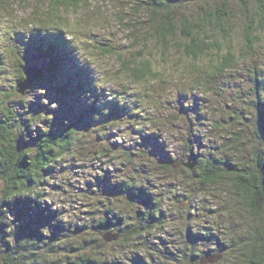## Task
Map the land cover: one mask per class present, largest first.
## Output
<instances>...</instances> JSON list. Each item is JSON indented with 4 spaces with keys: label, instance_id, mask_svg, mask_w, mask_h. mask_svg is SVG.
Returning <instances> with one entry per match:
<instances>
[{
    "label": "trees",
    "instance_id": "16d2710c",
    "mask_svg": "<svg viewBox=\"0 0 264 264\" xmlns=\"http://www.w3.org/2000/svg\"><path fill=\"white\" fill-rule=\"evenodd\" d=\"M15 1L0 0V5L9 8ZM102 1L128 4L134 16L128 36L131 46L138 48L120 51L98 46L117 61L114 79L99 77L80 56L82 44L77 37L82 31L76 25L90 22L86 14L94 0H45L29 18L32 22L24 21L27 34L21 32L20 38L0 49V87L11 78L10 71L14 77L0 99V264H203V257L216 254L220 258L215 264H264V0ZM71 16L79 18L73 21ZM175 53L190 62L185 72L190 76L184 80L167 75L161 67L171 63L170 55ZM245 62L248 77L239 86L223 83L224 78H234ZM29 64L44 71L38 81L46 80L48 87L34 95L37 100L27 101L16 84ZM217 76L222 79L216 83L222 98L245 105L235 109L245 129L221 143L224 152L211 148L199 155L193 148L198 137L191 135L187 162L183 154L169 155L160 136L151 131L137 135L141 141L135 139L128 146L115 148L110 142L95 146L99 144L95 138L104 140L105 130L124 122L136 123L135 132L142 134L141 126L151 119L147 90L158 96L176 82L180 114L189 121L195 114L197 123L202 122L207 107L195 91L211 92V80ZM31 89L40 88L30 85L26 92ZM245 90L250 96L244 95ZM236 93L238 98H232ZM164 121L162 126L168 129ZM90 146L93 152L110 157L118 152L127 163L133 162L134 155L141 161L152 150L161 157L153 158L154 166L141 163L142 171L150 174L155 167L168 178H178V172L184 171L188 180H196L195 190L227 186L245 215L238 213L241 221L236 228L233 211H223L211 215L215 221L202 220L200 229L192 232L185 227L190 222L179 214L186 209L191 221L198 220L190 212H195L196 204L204 205L191 195L183 200L185 190L175 192V198L181 197L175 201L184 205L181 210L178 207L179 218L173 223L182 224L175 231L177 237L158 238L151 246L149 240L172 223L163 210L164 196L154 190L151 179L138 182L124 174L110 181L105 172L95 178V188L86 190L93 196L79 194L90 199L84 221L61 222L60 211L42 201L44 190L40 189L45 185L60 188L49 184L50 179L74 165L65 167L62 162L85 158ZM174 160L192 167L173 166ZM108 233L116 238L105 240ZM140 245L144 258L135 255L125 262L130 247Z\"/></svg>",
    "mask_w": 264,
    "mask_h": 264
},
{
    "label": "rangeland",
    "instance_id": "374dc122",
    "mask_svg": "<svg viewBox=\"0 0 264 264\" xmlns=\"http://www.w3.org/2000/svg\"><path fill=\"white\" fill-rule=\"evenodd\" d=\"M40 4L45 5V0H16L15 3L9 8H4L2 5H0L2 7H0V49H3L2 45H6L8 47L15 37L20 38L21 32L25 35L27 34L26 29L24 28L25 23L27 22L24 21L27 20L32 22L29 18ZM131 10L132 9L130 5L128 4L122 5L120 2L115 1L94 0L92 6L89 8V12L86 14L87 17L91 18L90 22H84V24L80 25L75 24L77 29L82 31L77 37V39L81 41L80 44H82L79 50L81 51L80 56L86 61L87 64L91 65L92 69H95L99 77L102 76L107 78L108 76H112L114 79V71L117 70L118 64L112 55L103 54L100 52L98 50V46H114L120 51L138 48V45H136V47L131 46L133 41L128 36V24L132 20V17L134 18V16L131 15ZM76 18L79 17L71 16L70 19L76 21ZM170 56L171 60H173L171 63H164V66H161L164 68L163 71H165L167 75H171V77L177 75V78L180 80H184L186 76H190L189 73H185L190 70L189 60L184 56H180L179 53H175ZM261 57H264V53L261 55ZM11 65L13 64L9 63V66ZM34 65L38 66L37 64ZM240 68L241 71L237 70V72H234V78H232V76L224 78L223 83L227 85L229 84L234 88L237 87V85L239 86L241 81L244 80L245 77H248L247 62L243 63L242 67ZM11 73L12 72L10 71V77L12 78ZM11 78H7V82L2 84L0 87V99L3 98L1 95L3 90H7L8 87L12 86L14 81H11ZM122 81L126 80L123 78ZM211 81L214 82V84H210L212 87V93H204V90L198 89L195 91V93L198 94V97H202L205 100L204 103L207 107V113L205 114L204 120H202V122L197 123L198 121L195 119V116H193L195 114L191 115L192 120L190 121L188 120L187 116L180 114V111L178 110L180 104L179 101L176 100V95L179 94V88L176 82V84L173 85L174 89L170 84V91L169 89L165 92L161 91L158 96H156V93H152L147 90V93L149 94V100L151 97V110L149 111V117H151V119L146 121L149 124L144 123L143 126H141V128L144 130L142 134L135 132V130H137L136 123L129 125L124 122L121 125H114L111 128L105 130L104 132L107 134L104 140L95 138V142L99 143L95 144V146L99 148L100 142H104V144H108V142H110L116 146L115 148L119 147L117 145L128 146L130 143L133 144L135 139L138 140V137L140 138V136L137 135H146V133L151 131L155 135L160 136V142L164 145L165 149L169 151V155L173 157H181L180 155L183 154V159L187 160V143L189 144L190 137L193 138L191 135H197L198 137V139L194 140L195 142L193 148L194 151H196L195 149H198L199 155L203 150L213 151L211 148H214L213 152L222 151V142H229L230 136L234 135L235 131L245 129L243 122L241 123L240 119H236L235 113V111H237L235 109H242L245 107V105L243 102L234 100L232 101L231 99H227V97H225V99L222 98L224 94H221L220 89L216 87L218 86L216 83L218 81H222L220 76L214 77ZM180 84L181 83H179V85ZM31 85H35V88L40 89L33 90V88L31 91L25 92L23 95H21L27 101L30 99L37 100V98H33L34 95L41 93L43 91L42 89H47L48 87L46 80L35 81ZM175 88L178 89L175 91ZM28 89H30V86L27 88V90ZM247 92V90L244 91V95L246 97L250 96L246 94ZM18 95L20 96V94ZM233 97L238 98V94H234L232 98ZM46 101L48 100L46 99ZM230 112L231 116L229 115ZM0 115H3L1 110ZM164 120H166L168 129L162 126V123L165 122ZM150 121L154 122L150 123ZM92 135H95V133ZM199 135H202V137ZM242 135H244L243 132ZM138 141L140 142L141 140ZM191 142L193 143V140ZM89 149L90 152L85 158L81 156L74 158L71 157L66 158L62 162L61 165H66L65 167H67L69 164L74 165L70 169L64 168V170L56 175V179H50L49 184H58L61 186L60 188H52L50 185H45L42 186V188L45 189H40V191L44 190L45 199L42 201H46V203H48L51 208L58 209L60 211L61 222L84 221L86 209L89 207V205H86V203L90 199L87 197L81 198L79 194L93 196L91 193H87L86 190L95 188V178L97 179L98 176L104 174L105 172H108L110 181L116 180L124 174L132 176L138 182H141L146 178L151 179L149 181L153 183L152 187L154 190L158 191V193H162V197L164 196L163 210L167 213L169 218H173L172 223L165 226L162 233L157 234L149 240L151 241V246L158 243V238L168 241L169 239H175L177 237L176 232L179 229L178 226L182 224L178 223L175 225L173 223L176 221L175 219L179 218L176 217L178 207L181 210L184 205L175 201L177 198L181 199L180 196L175 198V192H181L185 190L186 193L183 200L187 201L188 197H190L187 195H191L192 199L195 198L204 205L202 208L200 205L196 204L195 212H190L191 217L194 216L193 218H198V220L191 221L189 219L190 217H187L188 213L186 209L183 215L179 214V216H183L184 219L190 222L185 225V227L187 230L190 229L192 232L193 230L197 231L200 229L199 224H201L200 222H202V220L205 221L208 219L209 221H215L216 218L214 216L211 217V215L220 212L222 213L223 211H227L228 213L233 211L232 213L236 215L234 216V222L237 223L236 228H238V225L241 221L238 213L245 215L244 211L240 210L239 208L240 205L238 204L237 197H234V194L230 192L227 186H223L226 188H220V190L218 188H211L209 190H204L201 188L199 190H195L196 180H188L184 171L178 172V178H168V176L165 175L166 173L158 171V169L155 167L152 169V171H150V174L142 171V166H140L141 163L147 164L146 162H148L151 164V166H154L155 163L153 158L156 157L157 159L161 157L160 155L155 154L152 150H149L150 155L147 154L146 157H144V159L141 161H138L134 155L133 162L127 163L126 160L123 159V156L118 152H115L117 153L115 156L110 157L109 154L101 155L97 151L93 152V146H90ZM187 162L190 161L187 160ZM156 175L159 177L155 178L154 176ZM86 182L91 183L89 186H87ZM219 191L221 192L220 195L216 194L219 193ZM215 195L219 196L217 197L218 199H216ZM106 197L107 195L104 196L105 199ZM104 202L107 204V201ZM232 223L231 225L234 224ZM183 237L185 239V235ZM140 247L143 246L140 245L137 247H130V250L126 252L128 256L125 262L129 263L128 261L135 255L144 258L145 253L143 254V252L139 249Z\"/></svg>",
    "mask_w": 264,
    "mask_h": 264
},
{
    "label": "water",
    "instance_id": "95a60500",
    "mask_svg": "<svg viewBox=\"0 0 264 264\" xmlns=\"http://www.w3.org/2000/svg\"><path fill=\"white\" fill-rule=\"evenodd\" d=\"M23 74H24V78L16 84L17 92L20 93L21 95H23L26 92L27 88L32 83H34L35 81H38L39 79L43 77L44 71L39 66H36L34 64H29V65L24 66ZM180 163L181 162L179 160H174L172 165L178 166ZM181 164L189 168L192 167V163H181ZM103 237L105 240H111V239L116 238V235L108 233V234H105ZM219 258H220V255L216 254L212 256L203 257L200 262L203 264H207V263L213 264Z\"/></svg>",
    "mask_w": 264,
    "mask_h": 264
},
{
    "label": "bare ground",
    "instance_id": "6f19581e",
    "mask_svg": "<svg viewBox=\"0 0 264 264\" xmlns=\"http://www.w3.org/2000/svg\"><path fill=\"white\" fill-rule=\"evenodd\" d=\"M1 39V38H0ZM196 236V235H195ZM7 263V262H6ZM208 264V263H207ZM215 264V263H214Z\"/></svg>",
    "mask_w": 264,
    "mask_h": 264
}]
</instances>
